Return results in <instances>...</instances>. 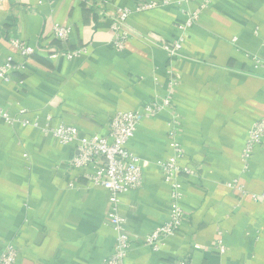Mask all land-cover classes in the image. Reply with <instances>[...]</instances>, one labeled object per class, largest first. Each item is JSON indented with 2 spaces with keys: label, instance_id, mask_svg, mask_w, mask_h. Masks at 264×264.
<instances>
[{
  "label": "crops",
  "instance_id": "obj_1",
  "mask_svg": "<svg viewBox=\"0 0 264 264\" xmlns=\"http://www.w3.org/2000/svg\"><path fill=\"white\" fill-rule=\"evenodd\" d=\"M164 1L0 4V69L9 58L19 67L10 82L0 81V109L38 126L11 127L0 118V254L13 245L16 264H104L116 249L110 192L90 184L92 168L69 166L75 145L58 144L43 128L66 125L84 137H107L117 113L168 95L181 118L180 165L194 171L180 179L182 228L159 252L142 245L171 212L172 188L158 165L173 157L171 117L163 113L143 119L127 146L148 165L142 186L121 197L134 243L126 264H264V203L250 197L264 192V140L248 162L242 159L264 109V0H213L204 9L201 1ZM151 2L160 5L136 12ZM119 9L131 13L120 51L112 28ZM56 23L71 28L68 42L53 37ZM12 39L33 54L20 56ZM180 39L183 49L173 57L166 47ZM84 47L88 55L54 57ZM170 71L178 79L173 90Z\"/></svg>",
  "mask_w": 264,
  "mask_h": 264
},
{
  "label": "built area",
  "instance_id": "obj_2",
  "mask_svg": "<svg viewBox=\"0 0 264 264\" xmlns=\"http://www.w3.org/2000/svg\"><path fill=\"white\" fill-rule=\"evenodd\" d=\"M6 0H0V4ZM201 1L202 8H206L213 0H176L179 6L187 5L192 2ZM172 2L166 0L162 5H170ZM160 4L151 2L149 4L140 5L136 8V12H144L157 8ZM131 15L128 9L117 11L114 18L112 28L115 31L114 47L120 51L125 47V43L129 39V33L125 29L127 18ZM199 15L193 14L192 18L187 22V27L197 20ZM53 37L65 43L70 40L72 35L71 28L54 24L52 28ZM11 46L18 51L22 57H28L33 54V49L24 45L18 39L10 41ZM183 49V41L180 39L172 47H166V50L174 57ZM89 47H84L75 53H60L54 57L62 56L67 60H73L88 55ZM19 69L12 58L6 60L0 69V81L8 83L11 81L10 74ZM171 74L169 81L170 89L173 90L178 85V79ZM163 113H169L171 121L169 123V139L170 147L173 151V157L169 161L160 162L158 165L162 171L164 180L169 183L172 188L171 194V212L169 221L157 227L151 234L144 237L142 245L159 252L167 239L179 233L182 228L183 210L181 202L183 200V187L180 182L181 176L192 175L194 171L187 167H182L180 162L185 158V151L177 140L179 128L181 127V118L174 110L171 101V95L166 97H157L152 103H149L138 112H119L111 120L109 126V134L107 137L95 135L92 137H84L79 130L73 126L60 125L53 127L48 124L43 128L44 133L51 137L60 145L76 146V155L69 161L72 169L89 170L93 172L88 174V180L93 187H102L111 194V208L108 215V223L116 232V249L114 254L109 257L104 264H126V260L134 250V243L127 234V220L120 213L122 195L135 191L142 186L143 169L148 163L142 161L138 156L128 149V143L134 138L141 121L145 118L154 117ZM0 118L5 121L8 126L38 128L36 124L31 123L18 117H12L7 112L0 109ZM264 140V109L262 117L254 123L249 132L247 143L243 151V162H248L256 147L262 144ZM236 189L243 195H247L244 189L236 186ZM255 202L264 203V192L259 195H250ZM197 249L200 247H196ZM217 250L221 255L226 253V248L220 240ZM18 252L11 245L0 254V264H16ZM177 264H191L188 260H180Z\"/></svg>",
  "mask_w": 264,
  "mask_h": 264
}]
</instances>
